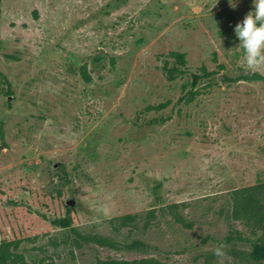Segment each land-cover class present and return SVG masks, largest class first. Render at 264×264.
<instances>
[{
  "label": "rangeland",
  "instance_id": "rangeland-1",
  "mask_svg": "<svg viewBox=\"0 0 264 264\" xmlns=\"http://www.w3.org/2000/svg\"><path fill=\"white\" fill-rule=\"evenodd\" d=\"M230 3L0 0V264H218L221 244L224 264H264L227 238L248 234L234 191L264 182V81L241 77L264 70L234 32L253 0ZM171 51L187 68L173 79ZM68 211L80 233L159 251L85 240L53 223Z\"/></svg>",
  "mask_w": 264,
  "mask_h": 264
},
{
  "label": "trees",
  "instance_id": "trees-1",
  "mask_svg": "<svg viewBox=\"0 0 264 264\" xmlns=\"http://www.w3.org/2000/svg\"><path fill=\"white\" fill-rule=\"evenodd\" d=\"M174 57V61L168 62L164 61L162 64V69L165 75L169 79L175 78L177 75L187 72L185 67L186 59L185 54L179 51H171L169 53ZM201 72H192L190 74L191 78L189 80V87L186 93H193L195 86L201 78H207L210 80L211 72L206 71L205 67H201ZM85 78L88 79L87 73H84ZM243 78H256L264 81V76L259 73H252L251 75H242ZM240 77V78H241ZM238 77L229 78V80H235ZM186 88V84L183 85ZM1 92V91H0ZM184 97H180L182 100ZM191 97H187L189 100ZM162 106V105H160ZM1 133V127H0ZM235 202L232 213L234 217L239 219L248 231V234L242 233L240 229L231 227L228 233V239H239L247 243L249 246L250 256L257 261L264 262V182L257 183L252 186L242 187L234 191ZM167 207L174 214H177V205L172 203L168 204ZM121 224L131 223L136 219L135 214H125L119 217ZM53 223L60 227H68L77 233L78 236L85 240H90L102 246H107L114 249H125V250H135L143 253L157 252L159 248L148 242H145L139 238H133L129 241L117 240L113 237L100 234H83L80 233L72 223V218L69 213L63 217H56ZM6 259L5 253L0 254V262ZM108 264H164L159 258L153 255L140 256L138 258H133L131 260L125 259H109Z\"/></svg>",
  "mask_w": 264,
  "mask_h": 264
},
{
  "label": "clouds",
  "instance_id": "clouds-1",
  "mask_svg": "<svg viewBox=\"0 0 264 264\" xmlns=\"http://www.w3.org/2000/svg\"><path fill=\"white\" fill-rule=\"evenodd\" d=\"M235 8L236 5L230 3ZM254 11L249 12L234 28L244 52V64L250 71L264 70V0H253ZM218 264H224L227 253L224 245L214 249Z\"/></svg>",
  "mask_w": 264,
  "mask_h": 264
},
{
  "label": "water",
  "instance_id": "water-1",
  "mask_svg": "<svg viewBox=\"0 0 264 264\" xmlns=\"http://www.w3.org/2000/svg\"><path fill=\"white\" fill-rule=\"evenodd\" d=\"M99 51H100V53H101V52H102V49H100Z\"/></svg>",
  "mask_w": 264,
  "mask_h": 264
}]
</instances>
